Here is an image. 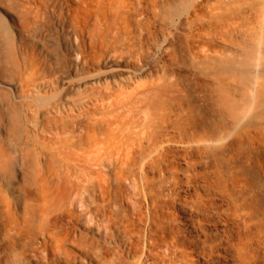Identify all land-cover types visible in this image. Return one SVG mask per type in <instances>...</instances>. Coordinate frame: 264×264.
Instances as JSON below:
<instances>
[{
    "label": "rangeland",
    "instance_id": "1",
    "mask_svg": "<svg viewBox=\"0 0 264 264\" xmlns=\"http://www.w3.org/2000/svg\"><path fill=\"white\" fill-rule=\"evenodd\" d=\"M263 6L264 0H0L18 51L0 34L3 91L26 103L7 87L28 63L55 61L69 32L85 69L100 74L95 93L114 101L111 134L98 144L109 167L82 171L92 182L74 203L45 204L36 192L26 201L20 192L13 196L29 234L0 241V264H264ZM252 53L258 67L248 78ZM56 92L38 89L48 98L38 107L46 129L59 124L48 112ZM42 134H21L16 143L33 177V141ZM8 139L15 141L5 135L0 142L5 157L14 155ZM38 151L50 155L47 144ZM54 165L65 163L56 155ZM46 207L52 215L42 225Z\"/></svg>",
    "mask_w": 264,
    "mask_h": 264
},
{
    "label": "bare ground",
    "instance_id": "2",
    "mask_svg": "<svg viewBox=\"0 0 264 264\" xmlns=\"http://www.w3.org/2000/svg\"><path fill=\"white\" fill-rule=\"evenodd\" d=\"M0 34L8 49L15 51L17 46L14 34L2 17ZM260 46L256 47L260 49ZM259 51L263 53L262 49ZM79 53V44L73 43L68 32L65 34L63 49L56 54L55 61L44 59L43 64L37 68L28 63L24 75L7 87L9 91L13 90L14 95L20 93L21 101L26 102L24 104L15 101L3 91L6 87L0 83V142L5 135L15 139L7 140L9 149L14 153L10 157H5L8 150L0 143V241L15 242L14 238L21 236L26 238L29 234L23 227L26 217L18 215L16 211L18 203L13 201V196L20 192L26 201L29 195L36 192L41 195L45 204L49 200H53V205H58L62 200L74 203L81 190L89 187L92 182L91 178H82V171L87 169L88 175H93L99 172L100 165L109 167L107 158H100L98 144L106 143L111 134L114 101L111 94L95 93L100 74L95 69H85L83 63L87 61L86 57L80 54L79 58ZM250 58L248 55L246 62L248 69L249 65L253 67L250 66L251 70L246 73L248 78L249 76L254 78V70L255 73L257 70L254 66L257 64L258 55L254 54L252 59ZM259 58L261 61V57ZM241 64L243 67L246 66L243 61ZM110 72L111 70L110 80L113 81L115 76ZM107 77V75L102 77L103 83H107ZM34 88L37 89V93ZM39 88H55L57 91V101L48 111L59 122L53 128L46 129L39 124L38 107L48 100L45 95L38 93ZM42 132L46 138L41 141L35 138L33 141L36 146L33 147L34 165L38 168L33 177L30 160L21 153H16V143L21 134L26 137L32 134L36 137ZM45 142L50 149V155L42 157L38 149L41 145H46ZM104 153L106 154V151ZM56 155L65 163L64 168L60 170L55 169ZM51 177H54L52 182ZM51 215L46 207L39 222L42 225L47 223ZM1 261L0 256V263Z\"/></svg>",
    "mask_w": 264,
    "mask_h": 264
}]
</instances>
